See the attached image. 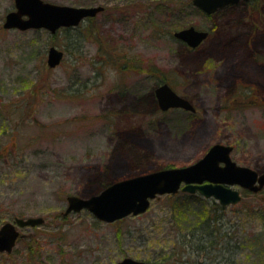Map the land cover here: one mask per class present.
I'll list each match as a JSON object with an SVG mask.
<instances>
[{
    "label": "rangeland",
    "instance_id": "374dc122",
    "mask_svg": "<svg viewBox=\"0 0 264 264\" xmlns=\"http://www.w3.org/2000/svg\"><path fill=\"white\" fill-rule=\"evenodd\" d=\"M44 1L104 10L54 34L5 30L14 3L0 0V227L44 220L19 229L23 238L0 264H264V188L232 187L242 199L223 210L179 191L113 223L86 210L64 215L68 196L89 198L117 181L188 166L214 144L231 146L237 165L264 172V0L213 16L188 0ZM190 26L209 32L195 51L173 36ZM50 47L63 52L55 68L46 64ZM164 81L195 113L155 107L153 90ZM203 206L221 219L225 237L215 252L187 249L179 258L191 222L179 224L183 211L198 221ZM30 240L37 254L26 249Z\"/></svg>",
    "mask_w": 264,
    "mask_h": 264
},
{
    "label": "water",
    "instance_id": "95a60500",
    "mask_svg": "<svg viewBox=\"0 0 264 264\" xmlns=\"http://www.w3.org/2000/svg\"><path fill=\"white\" fill-rule=\"evenodd\" d=\"M14 9L5 15L2 24L5 30L44 29L51 34L61 28L76 27L86 18L95 17L103 11L102 6L73 7L49 3L44 0H13ZM250 0H192V5L205 15H212L227 7ZM173 36L190 48L199 47L208 37L207 31L188 27L174 32ZM63 52L50 47L47 52L48 68L57 67ZM159 109H183L194 113L195 108L183 97L177 95L167 84L154 91ZM231 146L214 144L195 163L185 167L166 168L117 181L97 195L89 198L68 196L64 215L88 211L97 220L113 223L128 216H137L147 211L152 200L162 195H175L179 191L199 194L216 200L221 206L237 205L242 196L232 187H239L251 193L264 188V172L237 165L230 157ZM38 218H15L0 227V253L9 254L21 237L19 229L42 225ZM115 264H150L124 258Z\"/></svg>",
    "mask_w": 264,
    "mask_h": 264
},
{
    "label": "trees",
    "instance_id": "16d2710c",
    "mask_svg": "<svg viewBox=\"0 0 264 264\" xmlns=\"http://www.w3.org/2000/svg\"><path fill=\"white\" fill-rule=\"evenodd\" d=\"M187 5L190 8L194 9V7L191 4V0H188ZM188 197L191 198L192 196H188ZM215 204L218 206L219 209L221 210L224 209V207L220 206L218 203ZM184 209L186 210V208ZM208 209L210 210H208L207 212V210H205V207L204 206L202 207L201 211L198 213V219H199L198 221H196L195 218L192 219L193 221L191 219H188V214L186 213V211H183V213L185 214L179 221V224L181 222H187V223L190 221L191 222L188 223L187 226L190 230L188 229V231L181 234L182 243L180 248L177 249L175 252L179 255V258L184 254L183 252L186 251L187 249H190L191 251H195L197 255H204L207 254L208 252L210 253L217 251L216 247L219 246V242H220L219 237L223 236L224 238L225 235L222 232L223 228L221 225L222 223L221 219L217 218L215 215L212 214L211 207H208ZM213 213H215V211H213ZM31 242H32L31 240L28 241V243L26 244V249L28 250L30 255L37 254L38 252L35 253L34 247ZM226 244H227L226 241L224 242L222 241L221 243L222 246L219 249V251H222L223 249L225 250L226 247L223 248V245ZM188 259L189 258H187L186 260ZM159 263L165 264L166 260H163Z\"/></svg>",
    "mask_w": 264,
    "mask_h": 264
},
{
    "label": "flooded vegetation",
    "instance_id": "af4514ba",
    "mask_svg": "<svg viewBox=\"0 0 264 264\" xmlns=\"http://www.w3.org/2000/svg\"><path fill=\"white\" fill-rule=\"evenodd\" d=\"M252 3L253 1L252 0H250L249 1V3ZM248 3V2H247ZM247 3H244V2H240V3H238L237 5H240V4H247ZM236 5V6H237ZM87 19V18H86ZM85 19V20H86ZM84 22V20L83 21H81L80 22V24L81 23H83ZM79 24V25H80ZM180 42V41H179ZM180 44H182V46L185 48V50H187V51H195L196 49H192V48H190L189 46H187L185 43H183V42H180ZM162 84H167L173 91H174V89L167 83V82H163V83H161V84H159V85H157V87L158 86H160V85H162ZM157 87H155L154 88V90H153V96H154V103H155V107L162 113V114H164V113H167V112H170V111H172V110H176V109H169V110H167V111H161L160 109H159V106H158V102H157V100H156V97H155V94H154V91H155V89L157 88ZM187 100V99H186ZM189 101V100H188ZM190 102V101H189ZM191 103V102H190ZM179 110H181V109H179ZM196 111V110H195ZM233 150V149H232ZM232 152V151H231ZM258 173H261V172H258Z\"/></svg>",
    "mask_w": 264,
    "mask_h": 264
}]
</instances>
